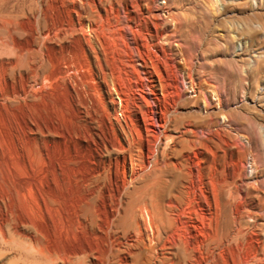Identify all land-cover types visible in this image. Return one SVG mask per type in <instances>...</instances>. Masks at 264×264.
Segmentation results:
<instances>
[{
    "label": "rangeland",
    "instance_id": "1",
    "mask_svg": "<svg viewBox=\"0 0 264 264\" xmlns=\"http://www.w3.org/2000/svg\"><path fill=\"white\" fill-rule=\"evenodd\" d=\"M263 24L264 0H0V264H264ZM147 84L203 127L176 159L204 177L201 261L173 256L185 225L148 250L140 206H182L141 156L137 173L99 146L109 119L154 108Z\"/></svg>",
    "mask_w": 264,
    "mask_h": 264
},
{
    "label": "bare ground",
    "instance_id": "2",
    "mask_svg": "<svg viewBox=\"0 0 264 264\" xmlns=\"http://www.w3.org/2000/svg\"><path fill=\"white\" fill-rule=\"evenodd\" d=\"M172 19L174 20V27L179 28L181 26V22L179 20H177L175 17H173ZM82 24H85L88 27H92V24L89 20L84 21V22L82 21ZM262 28L264 30V24H263ZM131 32H132V30H131ZM90 38H91V35H90ZM85 40H86V37H85ZM3 45H4V43H3ZM257 70H258V67H256V70H254V72ZM147 77H148V75H147ZM147 85H148V87H147L148 93L150 95L151 101L153 102L152 105H154V108H152L150 106L149 102L146 103L148 106V109L145 110L146 114L143 116V113L141 112L140 117L137 116L138 126L135 123H133L132 121L130 123L122 124L119 122L120 121L119 119H118L119 121L117 120V118L114 121L109 119L108 125H109V130L111 133V140H109L107 143L102 142V144L99 146L109 154L110 153L121 154L120 158H115V159H117L116 162L118 164L122 163L123 169H125L128 161H129L133 168L134 167L137 168V170H136L137 173L139 171L138 169L140 166H139V164L136 163V160H139L138 158L141 156L143 163L146 166H149L151 164L154 170L159 171V173H160L159 177L164 179L165 188L163 190H161L162 191L161 194L162 193L167 194L168 200L172 201L176 207H178L179 205L182 206V210H181L180 215H167V214H163L162 212H160V214H161L160 222H162L161 227H160L159 220L158 219L156 220V222L158 221L157 224L155 222L156 216L154 214V206L152 205V203H153L152 198H150L149 204H146V202L143 201L144 203L140 206V209H141L142 214L144 215L145 221L148 220L147 225L149 227L148 229L150 230L149 234L146 235V238H147L146 240H148L147 241L148 243L145 244V246L147 245L146 247L148 248V250L154 249V247H155V246H153L154 243L160 241L159 240L160 236L162 235V233L167 232V230H166L167 228L179 229L182 225H185L186 231L188 233V236H189V239L191 242V245L189 247H180L177 245L174 246L173 256L179 262L185 261L187 263L188 261H190L192 259L201 261L203 258L205 246H204L203 241L201 239H199L198 235L200 233H198L199 231L197 232V230H196V221L194 219L195 216H194V214H192L191 207L189 206V203H188V200H189V192H188V187H189L188 184L189 183L188 182L189 181L191 182V187L193 188V194L197 195L198 198H200L199 194H198L199 192H197V190H199L200 188L203 189L202 186H204L203 185L204 181L202 179L204 177H203V173H201L200 171H198L199 172L198 175L196 173H194V168H193V170L191 169V170L186 171L185 166L183 164H181V162H179V161L177 162L176 159L179 156L180 152H182V150H184L186 148L183 146L188 144V139H184L183 135L192 134L193 136H196V133H197L196 129H198L200 127V129L202 130L203 127L199 124L198 119H193L192 121H187V122L185 120L184 121L180 120L178 118L179 115L177 113L176 105L172 104V105H170L169 108H166L163 101L160 100L161 96H159L155 92V90L153 89L154 84H147ZM114 91H115V93L117 95V99H118V109L121 110V109H123V106H124L123 101H122L121 97L119 96V94L117 93L115 88H114ZM111 101H114V99ZM159 103H161V106H159ZM115 108H116V105H115ZM208 125L210 126V124H208ZM209 126H208V128H210ZM151 128H153V129H151ZM154 128L156 130H154ZM170 128H172L173 131H177V132H180L182 134L180 136H178L177 138H174V137L171 138L168 135V132H170V130H171ZM149 135L151 137H153L154 143L151 146L152 147V153L149 154V156H148L145 152L148 151L149 148H151L149 145V142H148V136ZM163 140H165L164 147L161 149L160 158H159L157 156L158 146L160 145L161 142H163ZM179 142H180L181 147H180V149H177L175 147V144L179 143ZM141 143H143V144H141ZM140 145H142V146H140ZM179 150H181V151L179 152ZM263 153H264V146H263ZM145 155L147 156V159H145ZM173 160L175 162L171 163ZM161 162L163 164L164 169L161 167L162 166ZM191 167H193V166H191ZM250 170H251V167H250ZM132 171L134 172L133 169H132ZM123 178H125V177H123ZM165 178H167V180ZM202 189H200V190L202 191ZM136 228H138L137 229L138 232L142 231L141 230L142 228L140 227V225L137 224ZM140 235H141V233H140ZM143 237H140V239L141 240L144 239ZM143 247H144V245H143ZM74 250H76V249H74ZM160 262H161V260H160Z\"/></svg>",
    "mask_w": 264,
    "mask_h": 264
}]
</instances>
